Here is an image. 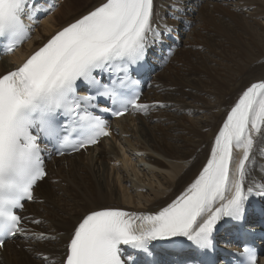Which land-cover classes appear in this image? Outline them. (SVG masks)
<instances>
[{"label": "snow or ice", "instance_id": "1", "mask_svg": "<svg viewBox=\"0 0 264 264\" xmlns=\"http://www.w3.org/2000/svg\"><path fill=\"white\" fill-rule=\"evenodd\" d=\"M41 10L34 0H0V41L7 42L8 51L27 38L25 19ZM154 15V0H101L0 74V249L9 238H29L18 210L35 199L34 188L47 175L40 141L63 147L75 134L79 139L71 147L79 150L109 135L107 122L90 109L99 107L93 103L98 96H120L118 85L138 83L131 81L130 71L163 35L153 27ZM102 75L111 78L108 83ZM136 101L128 99L123 111L129 104L142 107ZM257 133L264 135V80L239 95L215 136L207 164L185 194L156 214L90 210L74 227L62 264H135L128 248L148 253L153 241L176 237L212 248L221 219L242 220L254 191L264 196V184L247 183ZM234 149L242 151L238 161ZM245 252L246 264H256V254L249 248Z\"/></svg>", "mask_w": 264, "mask_h": 264}, {"label": "bare ground", "instance_id": "2", "mask_svg": "<svg viewBox=\"0 0 264 264\" xmlns=\"http://www.w3.org/2000/svg\"><path fill=\"white\" fill-rule=\"evenodd\" d=\"M79 1L69 0L61 7L56 5L57 8L53 14L40 21V25L36 27L33 36L13 54L4 56L0 60V73L14 68V64H19L27 53L40 45L44 38L53 31L79 18L101 2V0H82L81 3H77ZM172 1L180 3L179 6H183L185 9L194 3L204 1V5L201 6L200 4L197 7L193 21L194 23L197 22V29L205 31L206 34H201L196 27H193L191 33L182 35V37L184 35L188 37L184 40L185 44L202 45L204 52H191V49L176 50L163 71L155 75L156 81H152V84L158 83L160 92L155 93L157 88L153 87L148 90L152 93L149 101L163 103L166 108H157L148 117L135 115L119 118L117 122L119 131L118 150H114L112 145L105 151L98 148L95 153L69 159L67 167L56 169V177L59 181L63 176L74 171L85 172L89 175L87 177L86 174H81L79 179L82 181L75 184V189L73 185L67 189L63 202L59 204L63 206V210L56 204V199L62 198V196L57 197L60 193L59 181L48 185V187L38 186L37 193L44 200L36 206L44 209L45 212L49 211L46 216L50 220H52L51 214L53 213L57 214V221L65 217L63 222L66 226L67 236L70 228L90 210H96L99 207L119 208L125 204L143 210V214H156L183 195L184 189L189 188L194 183L207 164L211 154L213 136L219 130L228 110L234 105L243 90L252 83L264 80V40L256 41L255 35L248 31L252 25L242 24L241 21L237 20L238 14L229 10V6H231L239 10L243 9L244 14H248L249 9H253L249 13L250 16L264 18L261 9L256 7L258 4L263 8L264 1L155 0L157 8L161 12H165L173 3ZM57 2L61 3L60 0ZM219 3L229 6L223 8ZM211 13H218L221 18L215 19L209 15ZM189 15H191V11H189ZM176 16L181 18L178 14ZM254 23L256 22L254 21ZM235 28H243L244 32L242 33L247 43L242 44L238 41ZM260 29L264 32V26ZM219 33L222 34V38L217 46L213 38L217 37ZM173 34L179 35L180 28H177ZM228 42L237 45L234 60L221 55L227 50ZM195 54L196 58L192 61L191 58ZM218 60L232 62V65L222 66ZM173 63H180L181 66L173 65ZM163 72L165 73L163 74ZM185 88L189 90L185 91ZM199 110L203 112V116L194 125L191 119L186 116ZM154 118L156 120L153 122L152 119ZM116 121L114 120V123ZM262 141L264 143V135L254 134L253 149ZM262 149L264 150V145ZM116 151L118 153L121 151V158L116 155ZM127 151L130 152V155H127ZM132 153L138 161L156 168L153 169L157 173L151 171L153 169L150 171L146 169L142 172L136 164L132 169L136 175L140 174L139 171L145 177L150 173L149 178L153 179L151 180L155 185L154 187L151 183L144 185L149 188L147 193L146 190L142 192L140 188L143 187L140 178L133 177L132 179L129 176V167L125 164L133 158ZM233 154L236 161L242 157V151L239 149H234ZM254 155H257V152L252 150L248 163L264 167V155L261 158ZM109 159L112 160L111 165ZM115 161H121V164L115 166ZM248 172L249 174H263L255 170ZM85 177L87 180H84ZM257 181L259 179L254 177L249 180L248 184L251 185ZM127 183H129L128 187L126 186ZM261 219L264 220V216ZM39 228L49 232L47 228L42 227V224L39 225ZM55 232L57 238H67L66 235L62 236V231L59 228ZM262 250H264V244H262ZM27 251L33 254L31 249ZM52 252L55 254L54 256L59 255V249L55 247H53ZM13 258H16V252L13 253ZM260 258V264H264V254ZM22 260L31 263L29 258L23 257ZM38 262L42 261L38 260ZM0 264L3 262L0 261Z\"/></svg>", "mask_w": 264, "mask_h": 264}, {"label": "rangeland", "instance_id": "3", "mask_svg": "<svg viewBox=\"0 0 264 264\" xmlns=\"http://www.w3.org/2000/svg\"><path fill=\"white\" fill-rule=\"evenodd\" d=\"M61 1V3H58L57 2V0H56V5H57V7H61L62 5H64L67 1H69V0H60ZM77 1H79V0H77ZM81 1L82 0H80L79 2H77V3H81ZM264 0H261V2H263ZM58 3V4H57ZM199 4H201V6L202 5H204V1H199L198 2ZM220 4V6H222L223 8H225V7H228L229 5H226V4H222V3H219ZM210 8H211V6H209ZM256 7L257 8H259V9H261V12H262V14H264V5H263V8H262V6L261 5H258V4H256ZM229 10H231L233 13H235V14H238L237 16V20H239V21H241V23L242 24H245V25H247V24H250V25H252L250 28H248V31H250L251 33H253L254 35H255V40L256 41H259V40H264V32H263V30L262 29H260V27H263L264 26V18L262 17H254V16H250V11H252L253 9H249V11H248V14L246 13V14H244L245 12H244V10L243 9H241V10H239V9H237V8H234V7H231V6H229ZM172 12H174V11H172ZM175 13V12H174ZM211 17H214L215 19H220L221 18V16L220 15H218V13H211V14H209ZM224 20V19H223ZM254 21L256 22V23H254ZM194 24H197V22H195ZM181 24H179V26H180ZM197 26H198V24L195 26L196 27V29H197ZM194 27V26H193ZM192 29L193 28H191L190 30H189V32L191 33V31H192ZM197 30H199V29H197ZM235 30V33H236V35H237V38H238V41L239 42H242V44H244V43H247V41H246V38L244 37V34L242 33V32H244V30H243V28H235L234 29ZM188 32V33H189ZM199 32L201 33V34H206L205 33V31H203V30H199ZM188 33H185L186 35L188 34ZM239 33V34H238ZM242 36H241V35ZM188 37L187 36H183V40L182 41H184L185 39H187ZM221 38H222V34L221 33H219L218 34V36L217 37H214L213 38V41L214 42H216V45L218 46L219 45V43H220V41H221ZM243 39V40H242ZM183 45H184V43H182V47H183ZM216 46V47H217ZM186 47H187V49H191V52H199V53H203L204 52V47H202V45H191V44H186ZM179 49H183V48H178V50ZM185 50V49H184ZM237 50V45L236 44H233V43H230V42H228V44H227V50L225 51V52H223V53H221V55H223L224 57H226V58H228V59H232V60H234V53H235V51ZM175 53H176V51H175ZM174 53V54H175ZM198 55V54H197ZM194 58H196V54L194 55V57H192L191 58V60L192 61H194L195 59ZM218 62H219V64L220 65H222V66H225V65H227V66H231L232 65V62H226V61H223V60H218ZM173 65H177V66H181V64L180 63H173ZM1 72V71H0ZM180 75H182V73H180ZM185 91H187V90H189V89H184ZM190 91H193V90H190ZM152 95V93H150V95H149V97ZM188 116H186L188 119H191V121H192V124H194V125H196L197 124V122H198V119H201L202 118V116H203V112H201V110H199V111H195V112H193V113H190V114H187ZM185 116V115H184ZM173 141V140H172ZM264 145V143H263V141L262 142H260L259 144H258V146L257 147H255V149H252L253 151H255V152H257V155H258V158H261V156H263L264 155V150L262 149V146ZM109 147V146H108ZM107 147V148H108ZM107 148L106 149H100L101 151H105V150H107ZM257 155H254V156H257ZM69 161V160H68ZM67 161V162H68ZM248 165H250V166H248ZM137 166V165H136ZM147 166V167H146ZM138 168H140V170L143 172V170L145 171L146 169L148 170V167H151V169H156L155 167H152L151 165L149 166V164L148 165H139V166H137ZM247 167H248V171H260V172H262L263 174H264V167H261V166H254V165H251L250 163H248L247 164ZM108 168V167H107ZM152 170L153 172H155V173H157V171H155V170ZM109 171V170H108ZM141 171H139L140 172V179H144V181H145V183H147V182H151V185L154 187V182L149 178V174L150 173H148V175L145 177V176H142L141 174H142V172ZM148 171H150V170H148ZM164 173V172H163ZM81 174H86L87 175V177H89V175L87 174V173H85V172H80V171H74V172H72V173H70L69 175H65V176H63L62 177V179H61V181H59V183H58V186H59V188H60V193L58 194V196L57 197H59V196H62V198H60V199H56V204L58 205V207H60L62 210H63V206L62 205H59L60 204V202H63V200H64V195H65V193L67 192V189L68 188H70L72 185H73V188L75 187V184L76 183H78V182H80V181H82V180H80L79 179V176L81 175ZM263 174H260V173H251V174H249L248 175V180H247V183H249V180H251L252 178H254V177H257V179H260L262 176H263ZM87 177H85L84 178V180H87ZM142 177V178H141ZM147 178H148V180H147ZM146 179V180H145ZM50 185V184H49ZM43 186V185H42ZM127 186H128V183H127ZM141 189H142V192H144L145 190V192L147 193L148 191H149V189L146 187L145 189H144V187H140ZM75 189V188H74ZM65 201H66V199H65ZM93 201H95V200H93ZM87 202H89L88 200H87ZM65 212H67L68 213V211H66L65 210ZM66 214V213H65ZM51 216H52V223H47V224H42V227H45V228H47L48 230H49V233H51V235L54 237V240L53 241H49V242H46V243H43V248L44 249H47L46 247L48 246V247H55L56 249H59V247L61 246V244H62V242H63V240H64V238H61V239H59V238H57V235H56V229L57 228H59L61 231H62V236L63 235H66L67 236V233L65 232V230H66V226H65V223L63 222V220L65 219V217L64 218H61L59 221H57V214L56 213H53V214H51ZM40 245V243H37V246H39ZM28 259V258H27Z\"/></svg>", "mask_w": 264, "mask_h": 264}]
</instances>
